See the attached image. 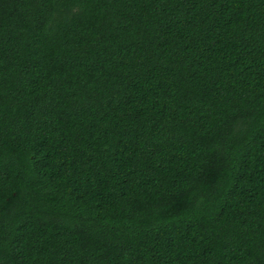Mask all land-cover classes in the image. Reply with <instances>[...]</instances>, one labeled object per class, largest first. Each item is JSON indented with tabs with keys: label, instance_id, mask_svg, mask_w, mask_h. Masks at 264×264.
Instances as JSON below:
<instances>
[{
	"label": "trees",
	"instance_id": "trees-1",
	"mask_svg": "<svg viewBox=\"0 0 264 264\" xmlns=\"http://www.w3.org/2000/svg\"><path fill=\"white\" fill-rule=\"evenodd\" d=\"M0 264H264V0H0Z\"/></svg>",
	"mask_w": 264,
	"mask_h": 264
}]
</instances>
